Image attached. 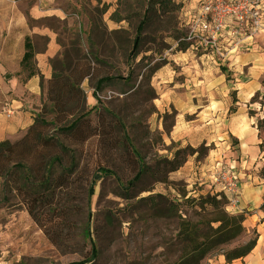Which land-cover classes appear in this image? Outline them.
Masks as SVG:
<instances>
[{
  "label": "rangeland",
  "instance_id": "rangeland-1",
  "mask_svg": "<svg viewBox=\"0 0 264 264\" xmlns=\"http://www.w3.org/2000/svg\"><path fill=\"white\" fill-rule=\"evenodd\" d=\"M13 1L15 9L34 12L28 19L36 53L46 54L51 41L56 44L49 61L52 74L54 63L61 69L66 55L76 65V53L86 54L93 48L108 63L106 67L91 63L96 80L127 76L135 69L131 84L135 88L125 95L109 88L98 95V101L95 81L82 84L91 112L90 128L97 131L102 118L103 129L117 123L107 113L110 110L119 115L124 131L115 133L106 145L98 137L84 145L72 144L77 175L72 188L55 202L67 223L61 224L52 210L41 205L34 208L38 209L37 223L0 179V264H175L185 252L181 223L185 217L197 221L201 212L186 200L215 194L211 164L217 154L216 162L223 165L234 159L231 153L237 141L230 133L229 119L243 97L239 90L250 85L254 90L263 88L264 0H214L215 8L222 3L220 9L234 10L215 40L210 28L213 17L202 14L203 0H175L181 8L171 15L175 18L171 28L162 32L159 28L166 25L162 22L150 28L143 47L147 52L132 67L126 65L108 34L122 30L120 39L133 40L140 21L136 16L148 0H102L101 4L96 0ZM103 4L110 6L104 15ZM127 9L137 14L130 22L110 20L116 10L124 15ZM180 42L188 49L181 50L185 45ZM144 56L147 59L140 63ZM35 66L33 60L28 68ZM155 66L160 68L154 77L142 81ZM47 88L44 82L45 96ZM247 99L262 104L264 88ZM262 120L256 125L264 150ZM129 159L136 164L129 165ZM174 162H182L175 172ZM142 166V179L132 185ZM88 228L99 251L94 261ZM47 232L59 245L53 244Z\"/></svg>",
  "mask_w": 264,
  "mask_h": 264
},
{
  "label": "trees",
  "instance_id": "trees-1",
  "mask_svg": "<svg viewBox=\"0 0 264 264\" xmlns=\"http://www.w3.org/2000/svg\"><path fill=\"white\" fill-rule=\"evenodd\" d=\"M96 1L102 3V0ZM109 7L103 4V15L108 12ZM180 8L181 4L177 5L175 0H148L140 16L133 14L130 9H127V13L124 15L120 14L119 10L111 14L110 20L117 24L128 23L135 16L140 17L136 37L133 40L120 39L119 33L122 30H114L108 34L109 40L113 41L115 47L117 46L122 52L126 65L132 67L139 56L147 52V50L143 51V47L148 30L158 22H162L166 25L159 29L162 32H167L171 28L172 20L175 19L171 16L172 13ZM155 31L156 29L153 32ZM180 43L185 45L181 50L188 49V45L183 42ZM25 50L22 66L28 68L35 57L34 46L30 37L26 38ZM75 56L76 65L70 61L69 55H66V61L61 64L62 68L59 70L54 61H51L52 64L54 63V71L48 81L46 96L43 93L45 80L43 75L35 71L30 72V76L38 74L40 77L42 107L35 114L33 125L19 140L0 142V179L4 181V189L20 199L37 223L36 213L38 209H34L37 205H41L40 208L52 210L51 213L57 215L61 224L67 223L68 218L67 220L64 218V212L57 209L58 204L55 202L72 188L77 175V157L75 151L71 149L72 144L84 145L90 139L98 137L99 142L106 145L108 141L114 139L115 133L119 135L123 130L119 115L110 110L107 113L112 116V121L115 120L117 123L110 124L109 130H106V128L100 127L104 122L102 118L99 121L97 131L90 128L91 112L88 109L87 97L82 84L85 80L95 81L94 97L98 101V95L109 88L118 89L117 93L121 95L128 94L135 88V86H131L135 69H131L127 76L115 74L96 80L95 71L90 66L91 63L106 67L108 65L107 60L101 59L93 48H90L86 54H81V51H78ZM108 58L112 59V57ZM146 59L147 56H144L140 63ZM159 68L155 66L148 69L147 73L142 76V81L151 80ZM125 87H128V90H125ZM262 87L264 88V80ZM261 125H264V119ZM125 140L127 142L128 139L125 137ZM115 143L116 145L120 144L119 140ZM126 145L129 148V144L126 143ZM260 147L264 152L263 142ZM186 161L185 159V163ZM128 163L132 166L136 164L130 159ZM174 163L173 172L182 167V162ZM99 171L110 174V171L105 168H100ZM144 172V166L140 167L132 185L142 179ZM260 177L264 179V166L260 171ZM96 179L99 180L100 178ZM91 195H94L93 190ZM219 196H221L220 199ZM186 201L193 206H199L201 212L197 213L199 218L197 221H192L186 217L185 221H182L181 230L185 242V252L175 264H204L206 260L218 256H223L225 262L231 264L238 260H244L252 253L257 245L258 235L253 232L249 240L243 241L246 238V230L243 225L246 214L233 215L228 213L225 210L227 200L224 195L207 194L199 199ZM261 211L264 213V202ZM87 231L94 261L98 258L99 251L91 238V229L88 228ZM46 235L53 244L59 245L49 232Z\"/></svg>",
  "mask_w": 264,
  "mask_h": 264
},
{
  "label": "crops",
  "instance_id": "crops-1",
  "mask_svg": "<svg viewBox=\"0 0 264 264\" xmlns=\"http://www.w3.org/2000/svg\"><path fill=\"white\" fill-rule=\"evenodd\" d=\"M13 2V0H0V142L19 140L33 125L35 114L41 107L42 90L39 75L30 76V72L35 71L43 75L44 82L47 83L52 77L49 61L56 50V44L51 41L47 53L38 55L32 42L35 69L22 66L26 53V38H31L28 16L34 15V12L15 9ZM261 89L263 88L254 90L250 85L239 90V94L243 97L237 103L235 115L229 119L230 133L237 141L236 151L231 153L234 159L228 160V166L223 165L216 162L217 154L211 164L213 179L222 166L232 169L237 174L239 203L230 206L228 211L233 215L246 214L243 224L246 239L253 232L258 235L257 245L252 253L244 260L231 264H264V213L261 211L264 202V179L260 177V171L264 166V152L260 147L262 140L256 125L257 120L264 119V102L251 103L247 99ZM249 112H253L254 117L250 116ZM215 184L213 182L215 194L222 193V186ZM207 264L227 263L223 256H218Z\"/></svg>",
  "mask_w": 264,
  "mask_h": 264
},
{
  "label": "built area",
  "instance_id": "built-area-1",
  "mask_svg": "<svg viewBox=\"0 0 264 264\" xmlns=\"http://www.w3.org/2000/svg\"><path fill=\"white\" fill-rule=\"evenodd\" d=\"M220 2V0H218ZM214 0H203V11L202 14L204 16H212L213 17V25L210 26L212 31V38L215 40V35H218L219 32L224 28L225 20L228 16H230L234 10L233 8L226 7L220 9L222 7H214ZM217 11V12H216ZM201 21H198V24ZM207 27L206 24L203 25ZM209 29V28H208ZM207 29V30H208ZM216 183L220 184L223 188L222 194L225 196L227 200V210L230 206L237 205L239 203L240 193H239V179L237 174L230 168H222L216 176ZM221 196H219V199Z\"/></svg>",
  "mask_w": 264,
  "mask_h": 264
}]
</instances>
